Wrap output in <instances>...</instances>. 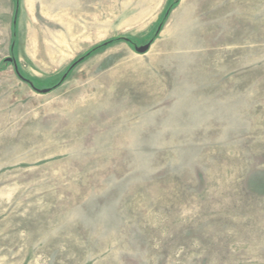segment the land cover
I'll return each instance as SVG.
<instances>
[{"label": "rangeland", "instance_id": "obj_1", "mask_svg": "<svg viewBox=\"0 0 264 264\" xmlns=\"http://www.w3.org/2000/svg\"><path fill=\"white\" fill-rule=\"evenodd\" d=\"M171 1L0 5V264H264V0Z\"/></svg>", "mask_w": 264, "mask_h": 264}, {"label": "trees", "instance_id": "obj_2", "mask_svg": "<svg viewBox=\"0 0 264 264\" xmlns=\"http://www.w3.org/2000/svg\"><path fill=\"white\" fill-rule=\"evenodd\" d=\"M180 2V0H172L170 2V4L166 7V9L164 10L163 14L161 15V18H160V21L156 27V30L154 31L153 35L151 36V38L148 40V42H152L154 41L157 36L159 35L164 23L166 22V20L168 19L171 11L178 5V3ZM19 6H20V2L19 0H15V11H14V16H13V37H12V42H11V52L14 53L15 52V48H16V42H17V18H18V11H19ZM118 42H126L132 46H136L137 43L132 40V39H129V38H125V37H118V38H114V39H110L108 41H105L103 42L102 44L92 48L89 52H87L83 57H81L80 60H85L87 58H89L91 55H93L95 52H98L102 49H105L107 48L108 46L112 45V44H115V43H118ZM5 63L6 60H4ZM4 67L3 65L0 66V70H2ZM15 70H16V73L26 82L30 83L34 89L36 88L35 87V83L29 79H27L26 77H24L22 75V72L20 71V69L17 67V65L15 66ZM61 83V81H59L57 83L56 86H58L59 84Z\"/></svg>", "mask_w": 264, "mask_h": 264}, {"label": "water", "instance_id": "obj_3", "mask_svg": "<svg viewBox=\"0 0 264 264\" xmlns=\"http://www.w3.org/2000/svg\"><path fill=\"white\" fill-rule=\"evenodd\" d=\"M151 45H152V42H147L146 44L139 46L137 48L138 53L144 54V53L148 52ZM5 60H6V62H13L14 59L12 57H7ZM35 90L39 91L38 88H35ZM49 91H51L50 88H45V89L41 90L42 93H48Z\"/></svg>", "mask_w": 264, "mask_h": 264}, {"label": "crops", "instance_id": "obj_4", "mask_svg": "<svg viewBox=\"0 0 264 264\" xmlns=\"http://www.w3.org/2000/svg\"><path fill=\"white\" fill-rule=\"evenodd\" d=\"M7 1L8 0H0V5L2 4H7ZM11 1V4H12V15L11 17H13V11H15V0H10ZM12 18H11V24H10V35H11V38H10V42L12 41V37H13V33H12Z\"/></svg>", "mask_w": 264, "mask_h": 264}]
</instances>
